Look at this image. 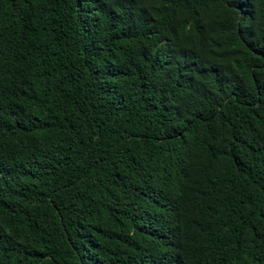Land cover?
Returning a JSON list of instances; mask_svg holds the SVG:
<instances>
[{
    "label": "trees",
    "instance_id": "obj_1",
    "mask_svg": "<svg viewBox=\"0 0 264 264\" xmlns=\"http://www.w3.org/2000/svg\"><path fill=\"white\" fill-rule=\"evenodd\" d=\"M0 264H264V0H0Z\"/></svg>",
    "mask_w": 264,
    "mask_h": 264
}]
</instances>
